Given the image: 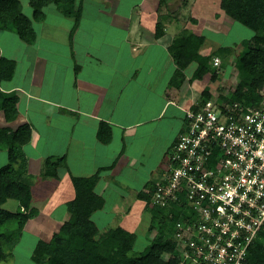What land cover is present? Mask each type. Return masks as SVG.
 Wrapping results in <instances>:
<instances>
[{
  "label": "crops",
  "instance_id": "crops-1",
  "mask_svg": "<svg viewBox=\"0 0 264 264\" xmlns=\"http://www.w3.org/2000/svg\"><path fill=\"white\" fill-rule=\"evenodd\" d=\"M185 2L76 0L75 8L82 11L77 26L75 17L66 16L61 5L50 4L43 8L44 18L33 22L34 42L1 30L2 35L6 31L10 47L19 41L20 50L12 53L0 40V56L15 63L13 75L2 79L1 86L20 99L18 124L32 126V140L26 146L29 174L34 172L29 148L35 151L51 144L54 151L62 139L66 147L49 155L71 153L75 158V169L60 168L52 188L42 187L41 203L52 207L51 216L59 212L55 215L59 218L62 206L75 196L70 173L83 177L100 173L95 191L111 202L110 213L125 212L121 219L126 222L141 206L139 194L149 192L147 185L161 179L184 127V109L194 102L192 98L188 106L179 102L182 91L191 89L186 83L178 88L172 83L180 66L169 46L183 41L181 35L189 32L185 26L196 36L200 35L196 31H207L199 19L191 23L169 13L186 10ZM196 2L191 0V9ZM25 3L30 7L29 0ZM104 10L111 12L109 16ZM27 14L31 16V8ZM54 15L60 16L57 25L50 22ZM189 65L184 68L195 66L189 69L193 74L197 62ZM104 125L102 140L99 131ZM129 201L137 203L131 213L125 207ZM62 217L60 227L69 212Z\"/></svg>",
  "mask_w": 264,
  "mask_h": 264
},
{
  "label": "trees",
  "instance_id": "trees-1",
  "mask_svg": "<svg viewBox=\"0 0 264 264\" xmlns=\"http://www.w3.org/2000/svg\"><path fill=\"white\" fill-rule=\"evenodd\" d=\"M75 1L29 0L32 11L30 16L23 9V0H0V31L7 29L17 33L26 42H34L37 35L33 22L41 21L44 18L43 8L53 3L61 5L66 16L75 17V26H77L82 11L81 8H75ZM220 7L230 18L259 34L255 38L260 41L259 46L255 48L251 45L247 46L246 53H243L238 60L239 77L238 81L236 80L237 83L235 82L236 91L229 99L232 102L249 104L251 101L258 100L260 95L258 88L252 82L245 84V78L249 75L264 76V0H220ZM183 41L187 43L171 50L180 66L172 80L176 87H180L185 82L186 76L182 68L192 62H197V68L191 81L201 80L212 71L210 56L203 55L197 50H189L190 44H194L196 39L191 41V38H186ZM14 67L13 61L0 56V117L8 124L0 125V150L6 151L8 160L6 165L0 167V257H5L18 243L26 222L38 216L36 209L24 214L21 210L17 213L8 212L2 207L9 199L18 200L23 208L30 206L35 186L34 176L28 173L29 170L20 169L28 167L26 146L32 140V126L28 122L16 127L11 125L19 116L20 99L15 93L4 92L1 86L2 79L13 75ZM214 74L215 79L217 75ZM210 97L209 90H205L199 100L204 102ZM106 128L107 126L99 131V138L102 140H105L103 132ZM60 168L69 169L66 156H47L41 178L43 180L59 178ZM70 175L75 189L74 198L67 203L70 217L61 225L59 232L53 233L50 240L37 241L31 256L36 264H180L182 253L177 248V241L173 236L174 229L169 227V212L155 206L151 193L143 192L139 194V197L149 206L151 204L152 207H150L156 213L154 222L160 221L159 231L152 240L150 239L151 243L143 253L114 255L94 238L97 226L92 215L104 205V198L95 191L100 173L90 177L76 176L72 173ZM156 184L157 181H151L147 189L152 191ZM182 209L177 206L170 209V212L175 214L173 217L175 221L184 219V213L186 217L190 216V210ZM17 218H20L18 222ZM8 219L11 220L12 230L16 227L14 232H6ZM115 232L117 237L129 247L135 246L138 240L136 233L123 227L116 228ZM151 233H155L153 227L149 234ZM166 255L169 258H166ZM245 264H264V233L261 239H256L250 245Z\"/></svg>",
  "mask_w": 264,
  "mask_h": 264
},
{
  "label": "built area",
  "instance_id": "built-area-1",
  "mask_svg": "<svg viewBox=\"0 0 264 264\" xmlns=\"http://www.w3.org/2000/svg\"><path fill=\"white\" fill-rule=\"evenodd\" d=\"M258 93L249 104L211 96L184 109L183 130L149 191L169 212L180 264H245L263 237L264 84ZM175 206L190 216L175 221Z\"/></svg>",
  "mask_w": 264,
  "mask_h": 264
},
{
  "label": "rangeland",
  "instance_id": "rangeland-1",
  "mask_svg": "<svg viewBox=\"0 0 264 264\" xmlns=\"http://www.w3.org/2000/svg\"><path fill=\"white\" fill-rule=\"evenodd\" d=\"M91 1L95 2V0H90V2ZM97 3L100 4L101 1H98ZM185 4L189 6L187 7V9L185 8L186 10H171L169 11V13L173 14L178 18H183L187 22L193 23L195 20L199 19L198 21L201 20L200 23L202 25L206 24L204 28H206L207 31H205V29L201 32L196 31L198 34H200L198 36H196V34H191L192 30L189 29V26H185L186 30L189 31L186 33L187 35L182 34L181 36H183V40H185L187 36H189L187 38H191V41H194V39H196V41L193 42L194 44H190L189 50H201L203 55L210 56L212 71L207 73L201 80L195 79L191 81V79L185 77L184 83L186 84L184 86L190 87L191 90H188V92L186 93L182 91V96L179 102L183 106H188L190 104L191 98L194 99V101L198 100L202 96L203 91L205 90H209V93H211V96H213V98L230 99L236 91L235 82L239 77V73L237 71L238 60L239 58H241V56H243V53H246L247 46L251 45L253 48L259 46L258 44H260V41H257L255 39L259 34L256 31L250 29L249 27L230 18L220 7V0H199V2L194 5V9H191V0H186ZM26 5V3L23 5V9L26 13H30V7ZM104 12L107 16H109V13H111L110 11L108 13V11L106 10H104ZM58 19L60 20L59 15L52 16L50 21L51 24L57 25ZM193 28L195 27L193 26ZM3 33L5 34L2 35V31L0 32V40H3V45H7L12 53H15V51L20 50V47H16L19 44V41L17 42V44L14 42V45L10 47L11 41L8 40L6 36V31ZM8 35L14 34L9 33ZM185 43L187 42H179V40H175L173 43H171L169 49L173 50L176 47L184 45ZM215 59L219 61L218 66H215L214 64ZM189 66L190 65H187V67ZM193 68H195V66H192L191 68L187 69L183 68V70L185 69L192 78L193 74L189 72V69L192 70ZM214 73H216L217 75L215 79ZM244 82L245 84H250L252 82L258 88L260 85L264 84V76L254 75L252 77L251 75H249L245 78ZM190 83H192V85H190ZM169 93L174 94L175 92H173V90H170ZM172 109L174 108L171 107V110ZM19 122L21 121L13 122L11 123V125L16 127L19 125ZM0 125H8L2 117H0ZM170 126L171 131H173L175 127L173 128L172 125ZM62 135L66 136V134L64 133ZM41 141L42 140L40 139H36L35 142L40 143ZM55 147L56 149L54 151H51V144H48L43 148L42 146H39L40 149L36 148L35 151L30 148L28 149V154L31 156L32 160V165L34 169L33 175L36 184V186H34L33 188V191L35 190L34 200H32L30 206H24L23 208V206H20L21 202L19 203L18 200L9 199L6 204L2 205V207L5 211L8 212L17 213L22 211L21 213L24 214L30 213V211L36 209L38 211V216L35 218H31L26 222L24 228L21 230L22 236L20 237L18 243L14 245L12 250L8 252L5 257H0V264H36L35 261L31 258L36 242L40 239L50 240L53 236V233L60 231V224L64 220L62 214L63 212L65 213V215L66 213H68L67 206H62L63 210L59 218H57L55 215L59 212L53 211L54 213L51 216L52 207L47 208L43 205V203H41L43 191L42 187L52 188L53 181L56 179H47L46 181L39 180V178H41V175L39 174L42 172V166H44V159L50 154V152H61V150H63L66 146L65 144H63V140L61 139V142L58 141L57 146ZM6 155V151L1 149L0 167L8 163ZM54 156L59 157L61 155L55 154ZM67 164L69 168H71V166H73L74 168L75 158L71 153L67 155ZM20 169L28 170L29 167H27V169ZM97 194L103 197V195H101V192H97ZM140 203L141 206L137 207V214L133 215L129 222H126L122 221L121 219L122 216L125 215V212H120L117 216H115L116 214L114 212L110 213L108 209L111 206V202L108 199H104V205L102 206V208L96 210L92 215V219L94 220L97 226V231L94 237L96 242L105 246L114 255H131L134 253H143L146 247L150 245V239L152 240V238H154L156 233L159 231L160 221L159 223L154 222V216L156 213L151 208V204L150 207L149 204H147L145 201H141ZM136 204L137 203L129 201V203H127V206L125 205L126 208H129L128 213H131ZM11 219H13V217H11ZM8 220L9 223L7 224L6 232H14L16 230V227L12 230L10 226L11 220ZM16 220L18 222L20 218H17ZM118 227H123L128 231H131L138 235V240L134 247H129L125 242H123L117 237L115 230ZM151 227L155 229V233L149 234ZM165 257L169 258L168 255H166Z\"/></svg>",
  "mask_w": 264,
  "mask_h": 264
}]
</instances>
